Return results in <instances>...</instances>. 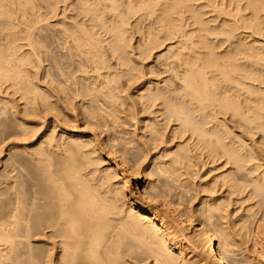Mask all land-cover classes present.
I'll list each match as a JSON object with an SVG mask.
<instances>
[{"label": "bare ground", "instance_id": "obj_1", "mask_svg": "<svg viewBox=\"0 0 264 264\" xmlns=\"http://www.w3.org/2000/svg\"><path fill=\"white\" fill-rule=\"evenodd\" d=\"M27 1H30V0H27ZM45 1H43V2H45ZM121 1L119 0L120 3H121ZM123 1H125L126 5H127V8L125 7V9H127L131 12V14H130V12L128 11L130 15H132V14L134 15V13L135 14L137 13L136 15H138V13H140V14L142 13L141 15H138V16L139 17L141 16V18H142V16L145 17V15H147L148 17L146 16V18H149L150 20L153 18H150L149 16L154 17V20L152 22L147 20L148 22H150L147 24V27H148L147 28L146 27L147 22L141 21L140 20L141 18L138 19L139 17L134 15V16H136L137 20H139V22L140 21L142 23L144 22V24H145L144 27H146V29H147L146 34L148 36H151L153 34L152 32L158 28L163 30V34L160 37L158 36L160 34L156 35L157 31L156 32L154 31L155 34H153L156 37L155 36L148 37L145 35V32H143L145 30V28L144 27L142 29L139 28L142 26V23L140 22L141 26H139V25H137L138 22H135L136 28L140 29L137 31L142 34V35L140 34L142 36L140 38V41H142L143 45H144L143 46L142 42H141V46L143 47V49H142V47H141L142 50L140 49L141 51L138 49L139 50V53H138L139 56H144V58L141 59V57H139L137 55V57L140 58V60H139V58H138V60L143 61V59H146L145 57H148V59H149V57L151 56V54L153 52H157L156 50L160 46L165 44L163 47L165 49V50H163L164 52L159 54V55L157 54V55L160 56L159 58H162L164 60V61L162 60L163 61L162 64L166 68L161 69L163 71V74H164V72H168L169 74L171 73V76L173 75V77H170V78H172V81H169L166 84L165 83L166 80H165V82L162 80V82L165 83L164 86L161 85L162 87H157V85H156V87H157L156 90H154V88H153V90L152 89L149 90L147 88L150 83L147 84L146 88L144 85V88L146 90L148 89V91L144 92V90H143V92L145 94L140 92V95H141V93L143 94V95H141L143 97V101H141V103H143V104L146 103V104H149V106L154 107V105L156 104V101L159 100L158 102H161L164 105H167V107H169V111L163 112V113H167V114L165 115L162 113L163 114L162 115L160 113L161 118H162V116H166V119L164 120L162 118L163 119L162 121H164V122L169 121L170 122V120L173 119L174 122H176L175 124L178 127L175 130L176 134L178 132L177 135H175L174 128H173L172 131L174 132V135L179 136L180 137V138L178 137L179 139H181V138L183 139V137H184V140L188 139L187 140L188 142L192 141V143H190V144H192L191 146H194V148H195V149L194 148L193 149L192 148L187 149L189 147V145L187 147L186 142L184 140H183V142H185V145L184 144L182 145V147H184V148H181L179 146L182 144V143L180 144V142H181L180 141L178 143V146L181 149L176 148L177 150L179 149L180 151L178 153H176L177 156L174 155L175 153L173 154L174 155L173 157L176 158V160L179 159V163L175 162V159L172 157V152H173L172 151L170 153H171V157H172L171 159H173V160L172 161H171V159H169V160L171 162L174 161L175 163H173V164L174 165L177 164V165H176V167H174L171 164V162H170V164L174 168H177V166L180 164L181 166L179 165V168H180L179 170L184 169L186 171L187 169H185V166H187V164L190 163V165L192 166L195 164V162H197L196 160L199 159V157H198V159H196L194 157L196 155L195 154L196 151L194 152L193 150H197V151L199 150L200 152H199L198 156L204 155V159L206 157V160L208 159V161H209L208 164H206V165L212 164L213 169L219 168V169H215V171L221 170V172L219 174L216 172L219 175L218 177L214 176L215 177L214 179L211 177L212 181H211V179H207V180H210L211 182L209 181L210 183L209 184L206 183L207 185H205L207 188L205 190L210 191V193H208L209 191L207 192V195L210 194V198H208L209 199L208 205H205V206H207L205 211L204 212L201 211L205 215L202 214L203 216L202 215L201 216H202V218H204V220H207L208 223L210 222L209 223L210 227L205 226L204 223H202L201 221L200 222L197 221L198 223H195L192 216L194 217V215L196 216L198 213L194 214L195 213L194 212L193 215L191 214L192 215L191 216L190 213H192V212H188L189 214H187L185 209H184V211H185L184 212L181 209V207L180 208L178 207V203H179V202H177V201H179V198H177V196H179L178 194L176 196L177 199L175 198L176 201L170 196L174 200V202L173 201L171 202V201H169V199L168 200L166 199L167 197H165L164 192L167 195V193L169 192V188L171 187V185H170V187H169V185H168V187L166 185H167L169 179L173 180V178H175V177H176L175 179H177V177L179 179V176L182 175V173H180L179 170H176V169L169 166L170 169L171 168L173 169L172 170L173 173L170 171L168 174L170 175L172 173L175 176L173 175L174 177L171 178L172 176L170 177L169 175H167L168 177H170L168 179L167 176L166 177L163 176V175L167 174V171H169V170L166 171L163 169L164 165L166 166L168 163L165 164L163 162L164 165L161 166V164H162L161 163L160 165H157V166H161V168L163 169V170H161V173L164 171L163 173H165V174L161 175V173H160V175H159L160 167L159 168L157 167L158 169L156 168L157 169L156 171L159 170L156 173L160 176L159 178H161V177L165 178V179H163V180H165V182L162 180L163 183L159 181V184H157L158 181L155 178L156 181H154V182H157V183L151 182V184L149 185V184H145V182H144L145 180L144 181L140 180V178H139L140 172L138 171L139 166H140L138 164H140L139 163L140 161L138 162V160H141V162L143 163V160L145 159L144 157L147 156L146 154L149 151V150L148 151L146 150L147 151V152L145 151L146 153L143 152L145 148L142 147V145H144L146 142V141L145 142L142 141L143 138L140 142L141 144H142V142L144 143L141 145L143 151L140 149L141 147L137 148L136 144H135V146H136L138 151L140 150L143 153H145L144 157L141 155L142 154L141 152L138 153L139 155L137 153L135 155L136 151H134L130 147V145H129V147L134 151V154H131L132 156L130 154L128 155V153H130V152H128L130 149L128 147L126 148V143L123 142L124 139H122L123 138L122 137L121 139H122V142L124 144L121 145L122 146L121 152L122 151L123 152L120 153L119 160L118 159L116 160V157H117L116 154H115L116 157H113V155H112L113 150L110 149L114 146V145H112L113 140H110V136L101 137L100 136L101 134L99 135V133L94 131L95 128L83 129L85 126L83 123L88 122V124H90L89 123L90 120L88 119L90 114H91L90 116L92 118H95V117L99 118V116H101V114L94 116V115H92V113H90V114L88 113V117H87L86 114L83 112L84 109L81 110V108H80V110H81L80 111L79 108L76 107L77 104H79L78 102H75V103H77L76 106H75V103H74V105L72 104L70 106L72 109L71 110L69 109L68 105L73 103V99L75 98L74 96L77 95V98H78L80 87H78L77 89H74L75 90L74 94L71 91H70L71 93L69 91L63 92L62 86H61L62 89L60 87L59 90L53 89V88H52L53 90L47 89L48 87L46 86L47 87L46 89L48 90L46 92V90H44L45 87L44 88L41 87L43 89V90H41V88L39 89V86H40L39 84H38L39 85L38 86V85H36L35 82L34 83L31 82L32 77H31V80H29L30 75L25 74L26 76L25 75L23 76L22 74H24L25 72L21 74L22 69H24L23 63L25 62L24 61L22 63V60L24 59V60L28 61V59H26V57L23 58V56H25V55L27 56V53L22 52L23 53V56H22V54H20V53L18 54L17 52L20 48H22L23 45H25V46L27 45V46H29L28 48H31V49L33 48V44H34V41L32 40L33 39V37H32L33 32L31 33L32 34L31 35L28 30L27 31L24 30L25 32L21 33L22 34L21 37H16L15 33H13V32H16L15 30L12 32L13 34L10 33L12 30L11 31H4V29H3L4 27H6L7 30L9 28L11 29V27H12V29H15V28H13V26L14 27L16 26L15 25L16 23L13 22L15 19L13 20V17H11L12 16L11 14H14V16H15V13H11V11L9 10L11 8L7 9V7H5V5H4L5 3L2 0H0V26H3V28L0 27V39H1V41H2V39H4L2 42L0 41V84L3 85L6 82H10L11 84L10 83L9 84L11 86L13 85L16 87V85H17V87H18L20 85L19 87L21 88L22 91H24V93H26V91H27L25 88L27 87V89H28V87L30 86L29 84L33 83V85L34 84L36 85V86H34L35 87L34 90H32L30 88V89H28V91L29 90H31V91H29V92L27 91V94H29V96L32 94L31 95L32 97L34 95L35 98L33 97L32 99L36 100V101H33L32 99H29L30 101L32 100L31 101L32 103L29 101L31 103V107H32L33 102H35L34 103L35 105H33L34 106L33 109H35V110L30 109V112L33 111L34 114L29 113L33 117V118L31 117L32 118L31 124L33 127L29 126V128L32 127L33 129L30 128L32 132L29 129L26 133V135H29L30 137H28V136L25 137V132H26L25 126H26V124L24 125L23 123H21V126L24 125L22 128L21 126H18L16 123L13 122L14 124L17 125V126L15 125L16 126L15 129H17L19 127H21V129H22L21 130L19 128V130H21L20 134L24 135L21 140L25 141L28 138V141L30 140V142H32V144L34 146V147L30 146L33 150L32 151L30 150V153L28 152V154L30 156L29 161H30V166H31V173H30L31 175L29 174L30 175V178H29L30 182H28V180H26V181H27L29 187L26 185L27 184L26 181L21 179V178L20 179L22 181H25V183L23 184L24 187L26 185V187H28V188L22 187L23 182H19V184H16L17 181L14 180L15 181L14 182L13 178H11V179H12L13 183L16 184V186L9 187L10 186L9 181L7 182L8 184L4 183L5 186L3 187V189L1 190V193H0V195L2 194V196H4L2 201H1V205H0V219H1L0 220V246L3 248L4 247L3 245H5V248L7 247L10 249V250L8 249V251L11 252L9 254L12 256V254L14 253L13 256L16 257V252H18L17 250H20V249H18L19 246H21V245L23 246V243L24 244L28 243L27 247H29V248L27 249V251H29L28 252L29 254L28 255L26 254L27 251L25 252L24 250L23 251L20 250V252L17 253V255L20 256V253L25 252L24 254H26L27 256L24 255L23 253H22V256H25L24 258H26L27 260L21 256L19 258L24 259L23 260L24 263H25V260L28 261L30 258L34 259L31 261L32 262L34 261L33 263H35V264H205L203 261L204 259L209 260L210 263H208V264H264V0H207V5L204 8H208V6L210 8L208 10L206 9L207 11L210 12V14L208 13L209 14L208 16H210V18L208 17L206 19H210L209 21L211 24L209 23L210 25L207 26L208 20L206 21L204 19V21H206V23L204 24V27H202V26L198 27L197 26L196 28L194 27V25H198V24L202 25L203 21L199 20V19H201L202 15H199V13H197L198 10L196 11V9H198L196 7L199 5H197L195 7L196 9H194V8H193L194 10L192 9V7H194V6H192V3H191L192 0H123ZM196 1H198V0H196ZM2 2L4 4H2ZM10 2L13 3L14 0L13 1L11 0ZM16 2H18V0ZM16 2H15V4H17ZM57 2H58V0H57ZM83 2L84 3H82V5H80V6H83L81 11H83L86 14V18L88 16L89 19L87 21L89 22V24L87 23L86 19H85V21H83L84 20L83 16H82L83 12L81 13V11H79V13L82 16L83 22L81 21V23L77 27L74 26V28H76V29L73 28L74 30L72 29L71 31L68 29L67 26H66L67 28H65V29L63 27V29H64L63 33H64V37L66 36L65 34H67L66 37H68V38L65 37L66 42H67V39H69V41L71 39L72 43L75 44V45H73V47L76 46L77 47L76 49H78L79 46L81 47V45L83 47V44L85 47V44H86V46H88V47H85V48L86 49L88 48V49H87V51L86 50L85 51L89 53L90 51L97 50L101 47L98 44V41H100L102 39H100V40L98 39L99 37H98V35H96V33H95V31H93V29L97 26L104 27L106 25L105 19L108 20L105 17L109 15L110 11L112 10L111 12H114L118 8H119V10L120 9L123 10L124 9V3L120 4V5H122V8H120V7L116 6V5H119V4H117L118 0L117 1L116 0H94L92 2H90L89 0H83ZM193 2H194V0H193ZM202 2H203V0H202ZM25 3L24 4L20 3V4L22 6V4L25 5ZM45 3H47V2H45ZM32 5H34V4H32ZM55 5H56V3H55ZM25 6H27V5H25ZM49 6H47V7H49ZM160 6H161V8H160ZM203 6H204V4H203ZM27 7L29 8V5ZM200 8H202V7H200ZM19 9H20V7H19ZM31 9L34 10L33 8H31ZM51 9L53 10V7ZM16 10H17V8H16ZM106 10H107L106 14H108V15H106L104 12ZM122 10H120L118 13H113V14H115V15H113L114 16L113 20L108 16L109 20L110 19L112 20V22H109V23H112V25L110 26L107 24L109 27H107V25L105 27H106V29H108V31L109 30L111 31L110 34L109 33L108 34L111 35L110 38H112V39H111V42H108V45H110L111 43L112 44L110 46L107 45L113 51V53L111 52L112 54L111 53L110 54L114 55L117 58H120V60H119L120 65L126 66L127 64H129L126 62L130 61V59L127 57H125V59H124L123 55H124V53H126V52H124V50L128 49V48H126V46L128 45V43H126V42L129 41L130 39L126 40V42H125L124 37H126V36L124 34L127 33L126 32L127 28L125 26H127L128 25L127 23L129 22V20H125V19L129 15L127 14L128 12H126L125 10H123V12H121ZM158 11L160 12V14H158ZM187 11H190V12L192 11V15L189 14L188 16L187 15L185 16V12H187ZM12 12H14V11H12ZM54 12H55V10H54ZM173 13H175V14H173ZM183 13H184V16L182 15ZM26 14H28V13H26ZM80 14H79V16H80ZM143 14H145V15H143ZM153 14H155V16ZM176 14H179L178 17L180 15H182V16L180 18H178L176 16H173L175 18L171 17L172 15H176ZM200 14H201V12H200ZM124 15H125V18H124ZM198 15L201 17H199ZM28 16H29V14L27 15V17ZM110 16H112V13ZM113 16H112V18H113ZM51 18H52V16H51ZM77 18H78V16H77ZM79 18H78V20H79ZM84 18H85V15H84ZM39 20L42 21L41 19H39ZM170 20H173V21L179 20L181 22L178 21V25H177V22L175 21L176 22L175 24L177 26H175L174 22L171 23V25H169ZM17 21L18 20H16L15 22H17ZM27 21H28V19H27ZM155 22H157V23H155ZM17 23H19V22H17ZM107 23H108V21H107ZM26 24H28V22ZM33 24L35 25V23H33ZM154 24L156 25V29L153 28L154 30L149 35L150 32H148V30L151 31L150 27H153V26L155 27ZM157 24H158V26H157ZM88 25L90 27H88ZM172 25H173V27H172ZM22 26H23V24H22ZM26 26H28V25H26ZM61 26H63V24ZM174 26H175V28H174ZM191 26L194 27L196 30L192 29ZM205 26H207V27H205ZM31 27H32V25H31ZM130 27L128 26L129 29H130ZM187 27H189L188 30H186ZM71 28L72 27H70V29ZM26 29H27V27H26ZM36 29L37 28H35V30ZM129 29H128V32H129ZM102 30L104 33L105 30L104 29H102ZM193 30L196 31V34L198 31V34L194 35ZM30 31H31V29H30ZM69 31H70V33H69ZM132 31H134V30H132ZM158 31L161 32V30H159V29H158ZM200 31L206 33L203 36L204 39L202 38L201 35L199 36L200 38H202V40H205V41L201 42V39L199 40L198 35L201 34ZM4 32H5V34H4ZM97 33H98V31H97ZM204 33H202V35ZM144 35H145V37H144ZM35 36H37V35H35ZM45 36H43L44 39H45ZM128 36H129V34H128ZM194 36L198 38L199 42L202 45H200V43H195V42H198V40L195 41L194 39H192ZM64 37L62 36V38H64ZM143 37H144V41H143ZM57 38H60V36H57ZM62 38H61V40H62ZM127 38H129V37H127ZM19 39H22L24 42L21 44L17 43L18 45L14 44L15 43L14 40L19 41ZM50 39H51V37H50ZM56 39H55V41H57ZM64 39H63V42H65ZM22 40H20V41L22 42ZM37 40L39 41V39H37ZM103 40H105V39H103ZM69 41H68V44L70 43ZM63 42H62V44H63ZM55 43H57V42H55ZM38 44H39V42H38ZM58 44H60V43L58 42ZM58 44H57V46H58ZM125 44H127V45H125ZM196 44H199L200 46L197 45V47H196ZM42 45L40 44V46H42ZM59 46H62V45H59ZM69 46H71V45H69ZM97 46L98 47L100 46V47L98 48ZM105 46H106V44H105ZM133 46H134V44H133ZM48 47L45 46L44 48L46 49ZM67 47H68V45H67ZM84 47H83V49H84ZM96 47H97V49H96ZM127 47H129V46H127ZM23 48H24V46H23ZM138 48H140V46ZM196 48L197 49L200 48V49L197 50ZM31 49H28V50H31ZM37 49H39V46L37 47ZM43 49H41V50H43ZM45 49H44V51H45ZM56 49H59V47ZM83 49H79V50H81L80 52H82ZM89 49H90V51H89ZM202 49H203V51L204 50L205 51L203 52ZM28 50H27V52L28 53L32 52L33 55L36 52V51L33 52L34 51L33 49H32L33 51L32 50L28 51ZM108 50H110V49H108ZM182 50L183 51L185 50V51L182 52ZM46 51H47V49H46ZM50 51L52 52V50H50ZM75 51H77V50H75ZM75 51L73 50V52H75ZM80 52H79V54H80ZM94 52H96V51H94ZM108 52H110V51H108ZM24 53H26V54L24 55ZM36 53H35V55H36ZM45 53H44V55H45ZM52 53H51V55H52ZM96 53H93L94 56H96L95 55ZM103 53H102V55L105 54V53L104 54ZM122 53H123V55H122ZM128 53H129V51H128ZM69 54H67V55H69ZM99 54H100V52H99ZM37 55H38V53H37ZM41 55L37 56V57L40 59ZM36 56H35V59L37 58ZM30 57H29V59H30ZM62 57L63 56H61L60 58H62ZM96 57H94V58H96ZM48 58H49V56H48ZM98 58H97V61H98ZM103 58H104V56H103ZM31 59L29 61H31ZM39 59H37V60H39ZM51 59H52V57H51ZM105 59H108V58H105ZM64 60L65 59H63V61ZM69 60L71 61V57ZM156 60H155V62H157ZM60 61H61V59H60ZM85 61H86V58H85ZM144 61H146V60H144ZM54 62L56 63V61H54ZM101 62L100 63L96 62L99 64V65L97 64L98 67H97V65H94V66L91 65L92 66L91 69L94 70V72H96V71L98 72L99 67H100V69H103V66L105 65L104 62H106V61H104L102 63ZM115 62H117V61L115 60ZM31 63H33V62L31 61ZM26 64H28V63H26ZM33 64L35 65V63H33ZM33 64H31V65H33ZM36 64H37V62H36ZM130 64H131V62H130ZM83 65H84V67H87V66H85V64H83ZM100 65H102V66H100ZM118 65L119 64H116V66H118ZM137 65H139V64H137ZM65 66H67V65H64L62 67H65ZM128 66L129 65H127V67ZM164 66H161V67H164ZM104 67L107 68V66H104ZM129 67H131V66H129ZM58 68H60V67H58ZM58 68H57V72L61 70V68H60V70ZM69 68H70V66H69ZM77 68H79V67H76V69ZM80 68H82V67H80ZM97 68H98V70H95ZM49 69L51 70V67ZM66 69H68V66ZM125 69H126V67H125ZM149 69H150V67H149ZM25 70H26V68H25ZM45 70H47V69H45ZM73 70L74 69L72 68V71ZM114 70H116V69H114ZM130 70H131V68H130ZM136 70L137 69L135 68V71ZM75 71H77V70H75ZM78 71H77V73H78ZM103 71H104V69H103ZM116 71H119V70L117 69ZM120 71H121V69H120ZM125 71L127 72L128 70H125ZM125 71L122 70V72H125ZM145 71H147V70H145ZM32 72H34V71H32ZM61 72H63V71H60V74H61ZM152 72H153V70H152ZM155 72L156 71H154L153 73L156 75ZM26 73H28V72H26ZM65 73H66V71H65ZM80 73H81V71H80ZM153 73L152 74L150 73V74L153 75ZM159 73H161V72H159ZM159 73H157V75ZM90 74H91V72H90ZM95 74H97V73H95ZM103 74H104V72H103ZM126 74H125V76H126ZM51 75L49 78H51ZM65 75L62 74L60 76H65ZM70 75H72V74H70ZM100 75L101 74H99L97 77L100 78L102 76V75L101 76ZM138 75H140V74H138ZM155 75H153V76H155ZM52 76H53L52 78H54V75H52ZM125 76H123V74H122L121 77H125ZM147 76H149V73ZM34 77H35V75H34ZM68 77H69V75H68ZM128 77H130V76H128ZM131 77H132V75H131ZM133 77H136V76H133ZM144 77L145 76H143V78ZM91 78H92V76H91ZM153 78H155V77H153ZM170 78H169V80H171ZM33 80H34V78H33ZM44 80H45V78H44ZM66 80H69V79H66ZM70 80H71V78H70ZM111 80L109 81L107 78V81L109 83H111ZM130 80L132 81V79H130ZM52 81H54V80L52 79ZM55 81H57V80H55ZM97 81H99V80H97ZM73 82H75V80ZM73 82H71V83L73 84ZM80 82L81 81H79V83ZM103 82H105V81H103V80H102V82L99 81V83H101V86H103V84H102ZM106 82H105V84H106ZM25 83H27V84L25 85ZM47 83L50 84L49 80L47 81ZM58 83H60V82H58ZM58 83L56 82V85ZM113 83H116V82H113ZM127 83L128 82H126V84ZM131 83L133 84V82H131ZM68 84L71 86L70 83H68ZM44 85H46V84H44ZM61 85H62V83H61ZM77 85H79V84H77ZM49 86H52V85H49ZM79 86H81V85H79ZM93 86H89V87H93ZM99 86L100 85H98V87ZM107 86H108V84H107ZM107 86L104 85V87H103L104 89H102V91L105 90L104 93L102 92L104 100L108 99L109 101H111V100L113 101V100H115L113 91L110 88L107 89ZM110 86L112 87V85H110ZM130 86H131V84H130ZM22 87L23 88L25 87L24 90ZM34 87H32V88H34ZM71 87H69V88H71ZM98 87H97V89H98ZM83 88H85V87H83ZM115 88H117V87H115ZM115 88H113V90ZM149 88H150V86H149ZM60 90H62V91H60ZM140 90H142V89L140 88ZM13 91H12V93H13ZM17 91H20V89L18 88ZM32 91H34V93ZM95 91L98 92L99 90L97 91L95 89ZM95 91H92V88H91L89 94H91L92 92H95ZM118 92H119V90H118ZM46 93H47V95H46ZM81 93L82 92L80 91V94ZM3 94H5V96H8V95H6V92L5 93L3 92ZM17 94H18V92H17ZM80 94H79V96H80ZM89 94H85V95L89 96ZM119 94H120V92H119ZM21 95H24L23 92ZM85 95L83 94V96H82V94H81V96L83 98H85V99H83V101L85 100V102H87L89 105H90V102H98V100H99L98 97H100L99 93H98L99 96L97 95V93L96 94L93 93L92 97H91V95L89 96L90 98L88 96H86L87 98L84 97ZM9 96H11V95H9ZM29 96H28V98H29ZM31 96H30V98H31ZM82 97H81V99H82ZM115 97H116V95H115ZM12 98H13V96H12ZM51 98H53V99L51 100ZM77 98H75V99H77ZM127 98H125V99H127ZM6 99H8V98H6ZM6 99H4V100H6ZM9 99H11V97ZM19 99L17 101H19ZM22 100H24V99H22ZM0 101H1L0 105L2 104V102L4 104L8 103L7 101H5V102L3 100H0ZM14 101H16V99H14ZM26 101H25V103L24 102L23 103L26 104ZM79 101H81V100H79ZM106 101L107 100H105V103H106ZM109 101H107V102L109 103ZM29 102L27 105H30ZM132 102H133V100H132ZM10 103H11V101H10ZM15 103H17V102H15ZM113 103H114V101H113ZM113 103H112V105H113ZM120 103H119V105H120ZM123 103H125V102H123ZM1 106L4 107L1 110H3V112H5V108L8 107L9 105L7 104V106H6V105L2 104ZM22 106H25V105H22ZM91 106H93V105H90L89 108L85 107V106L84 107L90 109V111L92 110V112L99 114L100 107H94L93 106L94 107L93 108ZM103 106H105V105H102V107ZM116 106H118V105H116ZM128 106L129 105H127V107ZM132 106H135V104ZM145 106L146 105H144V107ZM156 106H157V104H156ZM102 107H101V109H102ZM26 108H27V106H26ZM140 108L142 109V107H140ZM163 108H162V111H163ZM23 109H25V107ZM129 109H130V106H129ZM157 109H158V106H157ZM7 110H6V112H8ZM11 110H12V106H11ZM20 110H21V108H20ZM28 110H29V108H28ZM103 110H105V109H103ZM133 110H134V108H133ZM22 111H21V113H22ZM123 111L124 110L121 111L122 115H123V113H125ZM135 111H134V113H135ZM151 111H152V109H151ZM159 111H160V108H159ZM6 112H5V114H7ZM23 112H26V111H23ZM68 112H71V113H68ZM85 112L87 113L88 111H85ZM101 112H102V110H101ZM103 112H104L105 116H111L112 117L110 111L108 112L110 114L106 113L107 115L105 114V111H103ZM13 113H14V111H13ZM95 113H93V114H95ZM151 113H153V111ZM15 114L18 115V113H15ZM125 114L127 116V113H125ZM160 114H158V115H160ZM23 117H24V115H23ZM129 117H130V115H129ZM3 118L4 117L2 114V119ZM12 118H14V117H12ZM26 118H29V117H26ZM102 118L104 119L103 115H102ZM157 119H159V118H157ZM96 120H93V121H96ZM105 120H106V118H105ZM111 120H112V118H111ZM4 121L6 122V120H4ZM16 121H17V119H16ZM144 121H146V120H144ZM162 121H161V123H162ZM99 122L100 121L97 120L95 123L96 124L98 123L100 126ZM164 122H163V125H164ZM0 123H2V122H0ZM146 123L148 124V122H146ZM157 123L160 126V123L159 122H157ZM81 124H83V126H81ZM88 124H86V125L88 126ZM96 124L93 123V125L92 126L90 125V127H94V125L97 126ZM102 124L105 125L104 123H102ZM115 125H117V124H115ZM122 125H124V124L122 123ZM149 125H148V127L153 126V125L152 126L151 125L149 126ZM167 125L168 124H166V126ZM87 126H85V127H87ZM105 126H103V127H105ZM4 127L9 128V126H7V125H5ZM165 127H163V128H165ZM117 128H118V126H117ZM145 128H146V126L143 129H145ZM0 129H1V127H0ZM11 129H12V127H11ZM27 129H28V127H27ZM106 129H107V127H106ZM125 129H127V128H125ZM101 130H103V129H101ZM10 131H9V133H10ZM141 131H143V130H141ZM7 132H5V130H4V134ZM17 132H18V130H17ZM28 132H30V133L28 134ZM158 132L159 131L156 132V127H155V129L153 128V131L151 130L149 133L147 131L148 134H150V133L152 134V135H149L151 137L148 136L150 138V140L153 139V141L155 140L157 142L158 137L156 138V136H158V134H157ZM112 133H111V135H112ZM127 133H128V131H127ZM154 133H156L155 136L153 135ZM135 134H137V133H135ZM170 134H171V132H170ZM127 135H129V133ZM10 136H8V137L10 138ZM14 136L16 137L15 134H14ZM19 136H17V137H19ZM123 136H126V135L124 134ZM159 136H161V135H159ZM162 136H164V135L162 134ZM167 136H168V134H167ZM20 137L17 139L19 140ZM118 138L120 139V137H118ZM15 139L16 138H14V140ZM6 140L3 141V144H2L3 146H4V142H6ZM108 140L111 141L110 143H112L111 144L112 146L109 144V142L107 143ZM138 140H137V142H138ZM126 142H128V140ZM130 142H132V141L130 140ZM149 142L150 141H148V143ZM158 142L161 145L160 140H158ZM158 142H157V144H158ZM188 142H187V144H188ZM114 143H116V142L114 141ZM117 143L120 144V142H117ZM127 144H129V143H127ZM29 145L30 144H28V149L25 148L26 151L29 150ZM131 146H132V144H131ZM138 146H140V145H138ZM146 146H148V145H146ZM185 146L187 147L186 149H185ZM21 148H24V144H23V146L21 145ZM136 148H135V150H136ZM154 148L156 149V147H154ZM154 148H152V149H154ZM12 149H14V148H12ZM15 150H16V148H15ZM22 150H24V149H21V151ZM25 150L23 151L24 153H25ZM1 152H0V154H1ZM115 152H116V150H115ZM175 152H177V151H175ZM188 152H190V154ZM193 152L195 154L194 156H193ZM167 153H169V152H167ZM104 154H105V156L108 155V157L111 154L112 155L111 158L114 160L112 161V163H107V165H104L105 168L100 169L102 166L100 168H98V164L104 160V158H103ZM140 155L143 158L139 157V158H141V159H139L138 156H140ZM196 157H197V155H196ZM165 158L166 157H164V158L162 157L161 161H163ZM193 158H194L195 162H192ZM167 160H168V158H167ZM167 160H165V162ZM198 161H200V160H198ZM144 162H145V160H144ZM191 163H193V164H191ZM10 164H12V163H10ZM154 164H155V162H154ZM197 164H198V162H197ZM191 166H189V167H191ZM189 167L187 166L186 168H189ZM200 167L202 168V164ZM16 168H11V169L15 170ZM124 168H125V170H124ZM165 168L167 169L168 167L166 166ZM19 170H20V168H19ZM22 170L23 169H21V171ZM149 170H148V172H149ZM185 171L183 174L186 175L187 171L186 172ZM192 171H193V169H192ZM210 171H211V169H210ZM178 172L180 175L177 176L176 174H178ZM17 173H15V174L17 175ZM27 173H28V171H27ZM143 174H145V173H143ZM7 175H8V172H7ZM145 175H143V178L147 177V175L146 176ZM196 175H198V174H196ZM5 176L6 175L4 174V180L6 179L5 180V182H6L7 179L9 180L10 175L8 176V178L7 177L5 178ZM23 176H24V174H23ZM155 176L156 175H154V177ZM186 176H188V175H186ZM156 177H158V176H156ZM149 178H152V174H150V173H149V176L147 177V179H149ZM188 178H189V176H188ZM175 179H174V181H175ZM192 179H193V177H192ZM202 179L204 180L205 178H202ZM158 180H160V179H158ZM177 180H176V182L179 183L180 179L178 181ZM1 181L2 180H0V182ZM150 181H151V179H150ZM182 181H183V179L181 178L180 185L182 184ZM176 182L172 183V184L175 185ZM115 183H117V185ZM183 183H185V182H183ZM193 183L194 182H192V187L195 188V184H193ZM201 183L203 185V181ZM11 185H13V184H11ZM180 185L177 184V186L179 188H181ZM185 185L182 184V188H186V187L188 188V186L191 187V185H186V187H185ZM197 185L198 184H196V186ZM165 186L168 188V189L166 188L168 192L164 191ZM198 186H199V188L201 187L200 185H198ZM205 186L204 187L202 186V187L205 188ZM12 187L13 188L15 187L13 191H12V189H13ZM175 187H176V185H175ZM178 187H176V188H178ZM197 188L198 187H196V189ZM215 188H218L217 190L219 192H221V193H219L216 190L217 191L216 193H219V196H215L216 195ZM8 190L12 191L11 195H9L10 193H8ZM183 190L185 191V189H183ZM183 190H181V193ZM194 190L195 189H193V191ZM203 190L201 192L203 194H204V192L206 193V191L205 190L203 191ZM185 193H186V191H185ZM196 195H197V192H196ZM157 196H158V198H157ZM159 196H163L165 199L163 197H159ZM204 196L202 198L206 197L205 199H207L208 196H205V197ZM1 198L2 197H0V199ZM159 198H161V199H159ZM180 198H182V197H180ZM199 198L201 199V197H199ZM183 199H184V197H183ZM120 200L122 201L121 203H120ZM234 200H235V202H234ZM237 200H242L245 204L247 202L249 203V204H246L249 207L244 204L245 208H247V209H245L246 211H244V208H242L243 203H240V204H242L241 208L243 209V212H246L245 214L242 211L241 212L243 214H241L239 211L240 208H237V210L239 209L238 210L239 213H238V215H236V214L234 215L232 210H234L235 208L232 210L229 208L230 204L232 205V203L240 202V201L236 202ZM203 201H204V199H201L202 203L205 202V201L204 202ZM176 202H177V205H176ZM189 202L190 201H188V205H189ZM202 203H200L201 204L200 207L202 205L206 204L207 202H205L204 204H202ZM124 204H125V206H124ZM234 207H236V206H234ZM182 208H183V206H182ZM193 208H195V207H193ZM201 208H203V207H201ZM187 209H189V206H188V208H186V210ZM191 210L192 209H189L188 211H191ZM201 212L199 211L200 214H201ZM234 212H235V210H234ZM197 216H199V215H197ZM198 220H200V217L198 218ZM188 231H189L190 235L185 233V232L188 233ZM185 236H188L187 238H190V239L187 240V238ZM189 236H191V237H189ZM183 240H185V241H183ZM28 241H31V242H28ZM188 245L193 246V249H190V252H191V253L189 252L190 255L193 252L196 253V255H193L195 257V258L193 257L194 261H192V259L190 260L189 259L190 257L188 256L189 257L188 258L186 253H185V250L187 249V247L190 248ZM22 246L20 248L21 249L25 248V250H26L27 247H25V246L22 247ZM197 246L198 247L202 246L201 250H200V251L203 250L202 254H200V253L197 254L198 253V252H196L197 250L195 251V249L198 248ZM13 248H16V249H14V251H16V252L12 251ZM29 249L32 251L33 255L30 254ZM1 250H4V248ZM1 252H3V251H1ZM5 252H7V249L2 254L0 253V264H3L4 261L5 262H7V260L9 261L8 252L7 253H5ZM28 256H29V258H27ZM2 257H3V259H2ZM4 257L7 258V260H5ZM17 258H18V256H17ZM19 261H21V260H19ZM31 261H29L30 264H33V263H31ZM10 263L11 262H9V264ZM21 263H22V261H21ZM12 264H14V263H12ZM16 264H19V263L17 262ZM26 264H29V263H26Z\"/></svg>", "mask_w": 264, "mask_h": 264}, {"label": "rangeland", "instance_id": "obj_2", "mask_svg": "<svg viewBox=\"0 0 264 264\" xmlns=\"http://www.w3.org/2000/svg\"><path fill=\"white\" fill-rule=\"evenodd\" d=\"M3 2H2V4H4L5 5V7H7V9H9V8H11V9H9L10 11H11V13H15V16H14V14H11L12 16L11 17H13V22L14 23H16L15 25V27L13 26V28H15V29H12V27H11V29L9 28L8 30H7V28L6 27H4L3 28V26H0V27H2L3 29H4V31H11L10 33H12L14 30L16 31V32H13V33H15V35H16V37H21L22 36V32L24 33L25 31L24 30H28L29 32H30V34L32 33L33 34V41H34V44H33V50L31 49V48H28L29 46H25V45H23L24 46V48H23V46H22V48H20L19 50H18V54L20 53V54H22V56H23V53L22 52H26L27 53V56L25 55L26 53H24V55L25 56H23V58H25L26 57V59H28V61H26V60H22V63L25 61L26 63H28V64H26L25 62L23 63V66H24V69H22V71H21V74L22 73H24V74H22L23 76L26 74V75H30V78H29V80H31V77H32V81L31 82H35L36 83V85H38L39 86V89L42 87V88H44L45 87V89L44 90H46V92L48 91L47 89H51V90H53V89H60V87L62 86L63 87V92H72L73 94H74V92H75V90L74 89H77L78 87H80L79 89V94H80V91L82 92L81 94H82V96H83V94L85 95V94H89L90 93V90H91V88H92V91H95V89L98 91V92H92L91 94H89V96L91 95V97H92V94L93 93H97V95H98V93H99V95H100V97H98V102H90V105H93L94 107H100V109H101V107H102V105H105V106H103L102 107V112H101V110L99 109V114L98 113H95V112H92V110L90 111V109H88L89 108V104L87 103V102H85V100L83 101V99H85V98H83L82 96H81V94H80V96H79V94H78V98H77V95H73L75 98H77V99H73V103H71L70 105H68L69 106V109L71 110L72 108L70 107L72 104L74 105V103L75 102H78L79 104H77V103H75V106H76V104H77V108H79V110H80V108H81V110H83V112L86 114V116L88 117V113L90 114V113H92V115H94V116H97V115H100L101 114V116H99V118H97V117H95V118H92L90 115H89V123L90 124H88V122L87 123H83L85 126H87L86 124H88V126L87 127H85L84 126V128L83 129H90V128H95L94 129V131L95 132H97V133H99V135L101 136V137H107V136H110V140H113L112 141V143H110L111 141H107V143L109 142V144L111 145H114L112 148H110L111 150H113L111 153H112V155H113V157H116V160L118 159L119 160V155H120V153H122L121 152V145H123L124 143H126V148L128 147L130 150L128 151V152H130V153H128V155L130 154H134V151H136L135 152V155H136V153L138 154L139 152H141L142 154V156L144 157V154L147 152V156L146 157H144L145 159V162H144V160H143V163L141 162V160H138V162L140 163V164H138V165H140L139 166V169H138V171L140 172H138L139 173V178H140V180H142V181H144L145 182V184H151V182L153 183L154 181H156V179H157V181H158V183L157 182H154V183H157V184H159V181L160 182H162V180L163 179H165V178H163V177H161V178H159L160 176V173H161V170H169V171H167V174H165V173H161V175H163V174H165V175H163L164 177H166L167 175H169L168 173L171 171L172 172V168H174V167H176V165L177 164H173V163H175V162H178L179 163V159L178 160H176V158H174L173 156L174 155H176L177 156V154L176 153H178L180 150L179 149H181V148H184V147H182V145L184 144L185 145V142H186V145H187V147H188V145H189V147L187 148L186 146H185V149L187 148V149H193L194 148V146H191L192 144H190V143H192V141H190V142H188L187 140L188 139H186V140H184V137H183V139L181 140V139H179L180 137L179 136H175V135H177L178 134V132H177V134H176V129L178 128L177 127V125L175 124L176 122H174V120L172 119V120H170V122L169 121H162L163 119L165 120L166 119V116H162V118H161V114L163 113V112H165V111H169V107H167V105H164L163 103H161V102H158V101H156V104H157V106H158V109H157V106H156V104L154 105V107L153 106H149V104H143V103H141V101H143V97L141 96V95H143V94H145L144 92H146V91H148V89L149 90H153V88H154V90H156V88L157 87H162V86H164V84L166 83H168L169 81H172V78H170V77H173V75L171 76V73L169 74L168 72H164V74H163V71L161 70L162 68L164 69V68H166L162 63H163V59L162 58H159L160 56H158L159 54H161V53H163L164 51L163 50H165L163 47H164V45H162V46H160L156 51L157 52H153L152 54H151V56L149 57V59H148V57H145L146 59H143V61H139L140 60V58L139 57H141V59L142 58H144V56H139V50L141 49V42L142 41H140V38L142 37L141 35V33H139L137 30H140V29H137L136 28V23L135 22H138L137 23V25H139V26H141V21H145V22H147L146 23V27H147V24L148 23H150V22H152L153 20H154V17H151V16H149L150 18H153V19H149V18H146V16L147 15H145V14H143V15H145V17H143L142 16V18H141V16L139 17L138 15H141L140 13H138V15H136L135 13H134V15H136L137 17H139L138 19H140L141 21V23L139 22V20H137V18H136V16H134L133 14L132 15H130L131 14V12L129 11V10H127V9H125V7L127 8V5H126V3H125V1H121V3L119 2V0H118V2H117V4H119V5H116V6H118V7H120V8H122V5H120V4H122V3H124V9L123 10H125L126 12H130V14H129V12L127 13L129 16L128 17H126V19L125 20H129V22L126 24L127 26H125L126 28H127V33L126 34H124L126 37H124V41L126 42V40H128V39H130L129 41H127L126 43H128V45L127 44H125V45H127V46H129V47H127L126 46V48H128V49H125L124 50V52H126V53H124V55H123V53H122V55H123V58L125 59V57H127V58H129L130 59V61H127L126 63H129V64H127V65H129V66H131V67H127V65L125 66V65H120V62H119V60H120V58H117V57H115L114 55H111L112 53H113V51H112V49L110 48V47H108V46H110V45H108V42H111V39L112 38H110L111 37V35H109L110 34V30L108 31V29H106V25L108 24V25H112V23H109V22H112V20L114 19V16L113 15H115V14H113V13H118L120 10H122V9H120L119 10V8L116 10V11H114V12H111L110 11V13H109V15L108 14H106L107 13V10L106 11H104L105 12V14L106 15H108L111 19V21L109 20V18H108V16H106L104 13V15L106 16L105 18H107L108 20H106L105 19V23H106V25L104 26V27H99V26H97V27H95L94 29H93V31H95V33H96V35H98V39L100 40V39H102V40H100V41H98V44L101 46H97L99 49H97V47H96V49L97 50H94V51H98L97 53L96 52H94V51H90V49H89V51L91 52H86L87 51V49L85 48V47H88V46H86V44H85V47H84V44H83V47H84V49H83V47H82V45H81V47L79 46L78 47V49H76L77 47L75 46V47H73V45H75L74 43H72V41H71V39H70V41H69V39H67V42H66V38H68V37H66L67 36V34H65L66 36V38L64 37V33H63V31H64V29L65 28H67L68 27V29L71 31L73 28H74V26H79V24L81 23V21H82V16H83V21H85V19H86V21L89 19L88 18V16H87V18H86V14L83 12V11H81L82 10V8H83V6H80V5H82V3H84L83 2V0L81 1V0H58V2H57V0H30V1H25V0H18V2H16L17 0H14V4L12 3V2H10L11 0H2ZM13 1V0H12ZM43 1H45V2H47V3H45V2H43ZM55 1V2H54ZM61 1V2H60ZM72 1V2H71ZM78 1V2H77ZM81 1V2H80ZM90 2H92V1H94V0H89ZM117 1V0H116ZM196 0H194V2H193V0L191 1V3H192V6H194V7H192V9L194 8V9H196V8H198V9H196V11L198 10V12L197 13H199V15H202V17L201 16H199V17H201V19H199V20H201V21H203V24L202 25H200V24H198V25H194V27L196 28L197 26L198 27H204V24L206 23V21L208 20V22H207V26L208 25H210L211 23H210V19H206V18H210V16H208L209 14H210V12L209 11H207L208 9H210L209 8V6H208V8H204L206 5H207V0H203V2H202V0L200 1V0H198V1H196ZM9 2V3H8ZM15 2L17 3V4H15ZM27 4H26V3ZM50 2V3H49ZM7 3V4H6ZM12 3V4H11ZM20 3H25V5H29V8L27 7V6H25V5H23L22 4V6H21V4ZM55 3H56V5H55ZM63 3V4H62ZM72 3V4H71ZM161 3V2H160ZM204 4V6H203V4ZM206 3V4H205ZM31 4V5H30ZM32 4H34V5H32ZM52 6H51V5ZM107 4V3H106ZM194 4V5H193ZM13 5V6H12ZM50 5V6H49ZM70 5V6H69ZM126 5V6H125ZM197 5H201L200 7H202V8H200L199 6H197ZM9 6V7H8ZM12 6V7H11ZM33 6V7H32ZM47 6H49V7H47ZM57 6V7H56ZM78 6V7H77ZM197 6V7H196ZM15 9H14V8ZM19 7H20V9H19ZM25 9H24V8ZM53 7V10L51 9ZM196 7V8H195ZM16 8H17V10H16ZM28 8V9H27ZM31 8H33L34 10H32ZM40 8V9H39ZM55 8V9H54ZM57 8V9H56ZM79 10H78V9ZM160 8H161V6H160ZM23 11H22V10ZM27 9V10H26ZM108 9V8H107ZM193 9V10H194ZM207 9V10H206ZM31 10V11H30ZM52 10V11H51ZM54 10H55V12H54ZM123 10L121 11V12H123ZM200 10V11H199ZM204 10V11H203ZM12 11H14V12H12ZM16 11V12H15ZM22 11V12H21ZM26 11V12H25ZM51 11V12H50ZM66 11V12H65ZM79 11H81V13L83 14L82 16H81V14L79 13ZM85 11V10H84ZM109 11V10H108ZM9 12V11H8ZM18 12V13H17ZM24 12V13H23ZM73 12V13H72ZM200 12H201V14H200ZM206 12V13H205ZM247 12V11H246ZM17 13V14H16ZM26 13H28L29 14V16L27 17V15L28 14H26ZM34 13V14H33ZM51 13V14H50ZM111 13H112V16H113V18H112V16H110L111 15ZM188 13V14H187ZM209 13V14H208ZM244 13V12H243ZM36 14V15H35ZM79 14H80V16H79ZM158 14H160V12L158 11ZM173 14H175V13H173ZM189 14H191L192 15V11L190 12V11H187V12H185V16L187 15H189ZM204 14V15H203ZM22 15V16H21ZM50 15V16H49ZM55 15V16H54ZM84 15H85V18H84ZM154 16H155V14H153ZM152 15V16H153ZM178 15L179 14H176V15H172L171 17L172 18H175V17H173V16H176V17H178ZM183 16H184V13L182 14ZM182 15H180L178 18H180ZM19 16V17H18ZM39 16V17H38ZM51 16H52V18H51ZM54 16V17H53ZM77 16H78V18H79V20H78V18H77ZM127 16V15H126ZM133 16V17H132ZM207 16V17H206ZM44 19H43V18ZM48 17V18H47ZM56 17V18H55ZM148 17V16H147ZM27 18L28 19V21H27V19L25 20V19ZM46 18V19H45ZM124 18H125V15H124ZM128 18V19H127ZM145 20H144V19ZM21 19V20H20ZM39 19H41L42 21H38ZM74 19V20H73ZM76 19V20H75ZM204 19L206 20V21H204ZM16 20H18L17 22H19V23H17V22H15ZM34 20V21H33ZM44 20V21H43ZM72 20V21H71ZM150 21V22H148V21ZM26 21V22H25ZM46 21V22H45ZM82 21V22H83ZM107 21H108V23H107ZM176 20H170L169 21V25H171V23H173L174 22V24L177 22V25H178V21L179 20H177L176 22H175ZM28 22V24H26ZM64 22V23H63ZM68 22V23H67ZM74 22V23H73ZM179 22H181V21H179ZM33 23H35V25L33 24ZM51 23V24H50ZM58 23V24H57ZM76 23V24H75ZM87 23L89 24V22L87 21ZM155 23H157V22H155ZM210 23V24H209ZM22 24H23V26H22ZM30 24V25H29ZM63 24V26H61ZM66 24V25H65ZM131 24V25H130ZM159 24V23H158ZM158 24H157V26H158ZM173 24V25H174ZM180 24V23H179ZM26 25H28V26H26ZM31 25H32V27H31ZM34 25V26H33ZM72 25V26H71ZM107 25V27H109ZM144 22L142 23V26L141 27H139V28H143L144 27ZM155 25V24H154ZM173 25H172V27H173ZM176 24H175V26H177ZM192 25V26H193ZM200 25V26H199ZM19 26V27H18ZM67 26V27H66ZM128 26L130 27V29L128 28ZM135 28H134V27ZM175 26H174V28H175ZM191 26V28L192 29H194V30H196L194 27H192ZM207 26H205V27H207ZM10 27V26H9ZM17 27V28H16ZM26 27H27V29H26ZM63 27H64V29H63ZM70 27H72L71 29H70ZM88 27H90L89 25H88ZM100 29H99V28ZM146 27H144L145 28V30L143 31V32H145V35L146 36H148L147 34H146ZM20 28V29H19ZM22 28V29H21ZM35 28H37L36 30H35ZM53 28V29H52ZM104 29L105 31H104V33H103V30L102 29ZM132 28V29H131ZM148 28V27H147ZM151 28V31H149L148 30V32H150L149 33V35L151 34V32L154 30V29H156V25H155V27L153 26V27H150ZM154 28V29H153ZM188 28L189 27H187V29L186 30H188ZM30 29H31V31H30ZM63 29V30H62ZM74 29H76V28H74ZM73 29V30H74ZM128 29H129V32H128ZM158 29L159 30H161V32L160 31H158ZM158 29H156V30H154L155 32H156V35L157 34H160V35H158L159 37L163 34V30L162 29H160V28H158ZM18 30V31H17ZM33 30V31H32ZM102 30V31H101ZM132 30H134V31H132ZM193 30V31H194ZM70 31H69V33H70ZM97 31H98V33H97ZM107 31V32H106ZM154 31L152 32L153 34H155L154 33ZM100 32V33H99ZM106 32V33H105ZM133 32V33H132ZM136 32V33H135ZM142 32V31H141ZM142 32V33H143ZM195 32V33H194ZM193 32V34L194 35H197L198 34V31H197V34H196V31H194ZM201 32V31H200ZM7 33V32H6ZM12 33V34H13ZM38 33V34H37ZM54 33V34H53ZM60 33V34H59ZM109 33V34H108ZM135 33V34H134ZM139 33V34H138ZM202 33H204V32H201V34H199L198 35V38H199V40L201 39V42L202 41H205V40H202V38L204 39V35L206 34V33H204L203 35H202ZM4 34H5V32H4ZM31 34V35H32ZM62 34V35H61ZM128 34H129V36H128ZM141 34V35H140ZM151 35V36H148V37H152V36H155V35ZM35 35H37V36H35ZM46 35V36H45ZM51 37V39H50V37ZM52 35V36H51ZM55 35V36H54ZM109 35V36H108ZM131 35V36H130ZM134 35V36H133ZM138 35V36H137ZM140 35V36H139ZM145 35H144V37H145ZM202 36V38H200L199 36ZM43 36H45V39H44V37ZM57 36H60V38H57ZM62 36L65 38H62ZM102 36V37H101ZM106 36V37H105ZM31 37V38H32ZM37 37V38H36ZM127 37H129V38H127ZM144 37H143V41H144ZM156 37V36H155ZM195 37V36H194ZM192 38V39H194L195 41H197L198 40V38L197 37H195V38ZM57 38V39H56ZM61 38H62V40H61ZM206 38V37H205ZM36 39V40H35ZM37 39H39V41L37 40ZM42 39V40H41ZM55 39L57 40V41H55ZM63 39L65 40V42H63ZM103 39H105V40H103ZM4 39H2V41H3ZM20 40H22V39H19V41H16V40H14L15 41V43L14 44H17V43H19V44H21V43H23L24 41L22 40V42L20 41ZM49 40V41H48ZM60 40V41H59ZM142 40V39H141ZM199 40H198V42H195V43H200L199 42ZM0 41H1V39H0ZM1 41V42H2ZM37 41V42H36ZM68 41L70 42L69 44H68ZM138 41V42H137ZM5 42V41H4ZM36 42V43H35ZM38 42H39V44H38ZM44 42V43H43ZM55 42H57V43H55ZM58 42L60 43V44H58ZM62 42H63V44H62ZM104 42L105 44H106V46H105V44L102 43ZM54 43V44H53ZM72 43V44H71ZM130 43V44H129ZM138 43V44H137ZM40 44L42 45V46H40ZM51 44V45H50ZM53 44V45H52ZM57 44H58V46H57ZM133 44H134V46H133ZM137 44V45H136ZM18 45V44H17ZM59 45H62V46H59ZM67 45H68V47H67ZM69 45H71V46H69ZM142 45H143V42H142ZM197 45L198 46H200V45H202L201 43H200V45L199 44H196V47H197ZM39 46V49H37V47ZM48 47V48H46L47 49V51H46V49L44 48V47ZM104 46V47H103ZM140 46V48H138ZM144 46V45H143ZM37 49H35V48ZM59 47V49H56V48H58ZM72 47V48H71ZM131 47V48H130ZM133 47V48H132ZM136 47V48H135ZM26 48V49H25ZM31 49L33 52H37L38 53V55H37V53H36V55L37 56H40L41 54V57H40V59L35 55V53H34V55H33V53L32 52H27V50L28 49ZM45 49V51H44V49ZM61 48V49H60ZM68 48V49H67ZM74 48V49H73ZM105 50H104V49ZM107 48V49H106ZM41 49H43V50H41ZM56 49V50H55ZM72 49V50H71ZM79 49H83V51L82 52H80L81 50H79ZM108 49H110V50H108ZM131 49V50H130ZM139 49V50H138ZM142 49H143V47H142ZM141 49V50H142ZM197 49V48H196ZM200 49V48H199ZM199 49H197V50H199ZM31 50H28V51H31ZM50 50H52V52L50 51ZM69 52H68V51ZM73 50L75 51V50H77V51H75V52H73ZM79 50V51H78ZM86 50V51H85ZM92 50V49H91ZM140 50V51H141ZM42 51V52H41ZM49 51V52H48ZM105 51V52H104ZM108 51H110V52H108ZM128 51H129V53H128ZM138 51V52H137ZM161 51V52H160ZM185 51V50H184ZM183 50H182V52H184ZM201 51V50H200ZM202 51H203V49H202ZM205 51V50H204ZM203 51V52H204ZM46 52V53H45ZM57 52V53H56ZM59 52V53H58ZM79 52H80V54H79ZM96 53L95 55L97 56H94V54L93 53ZM99 52H100V54H99ZM104 54V55H102V53ZM112 52V53H111ZM133 54H132V53ZM31 53V54H30ZM44 53H45V55H44ZM49 53V54H48ZM51 53H52V55H51ZM55 53V54H54ZM65 53V54H64ZM70 53V54H69ZM75 53V54H74ZM111 53V54H110ZM17 54V55H18ZM60 56H59V55ZM67 54H69V55H67ZM83 54V55H82ZM107 54V55H106ZM128 54V55H127ZM131 54V55H130ZM155 54V55H154ZM158 54V55H157ZM47 55V56H46ZM73 55V56H72ZM100 55V56H99ZM137 55L139 56V57H137ZM31 56V57H30ZM35 56L37 57L36 59H35ZM43 56V57H42ZM48 56H49V58H48ZM55 56V57H54ZM61 56H63L62 58H60ZM92 56V57H91ZM96 57V58H94V57ZM103 56H104V58H103ZM107 56V57H106ZM111 56V57H110ZM155 58H154V57ZM158 58H157V57ZM29 57H30V59H31V61L33 62V63H35V65L33 64V63H31V61H29L30 59H29ZM51 57H52V59H51ZM68 57V58H67ZM70 57H71V61L69 60L70 59ZM84 57V58H83ZM91 57V58H90ZM101 59H99V58ZM85 58H86V61H85ZM88 58V59H87ZM97 58H98V61H97ZM105 58H108V59H105ZM117 58V59H116ZM126 58V59H127ZM138 58H139V60H138ZM158 62H155V60ZM37 59H39V60H37ZM60 59H61V61H60ZM63 59H65L64 61H63ZM90 59V60H89ZM92 59V60H91ZM94 59V60H93ZM103 59V60H102ZM160 59V60H159ZM35 60V61H34ZM82 60V61H81ZM88 60V61H87ZM115 60L117 61V62H115ZM128 60V59H127ZM136 60V61H135ZM144 60H146V61H144ZM163 60V61H162ZM54 61H56V63L54 62ZM76 61V62H75ZM104 62V61H106V62H104V66H107V68H105L104 66H103V69H104V71H103V69H100V67H99V70H98V68L97 69H95V70H98V72L96 71V72H94V70H92L91 68H92V66H94V65H97L98 63H96V62ZM110 61V62H109ZM162 61V62H161ZM31 64H33V65H31ZM36 62H37V64H36ZM75 62V63H74ZM82 64H81V63ZM92 62V63H91ZM101 62V63H102ZM130 62H131V64H130ZM133 62V63H132ZM139 62V63H138ZM161 62V63H160ZM51 63V64H50ZM55 63V64H54ZM71 63V64H70ZM89 63V64H88ZM95 63V64H94ZM108 65H107V64ZM141 63V64H140ZM160 63V64H159ZM62 64V65H61ZM79 64V65H78ZM82 66H81V65ZM83 64H85V66H87V67H84V65ZM116 64H119L118 66H116ZM137 64H139V65H137ZM50 65V66H49ZM57 65V66H56ZM59 65V66H58ZM64 65H67L68 66V69H66L67 68V66H65V67H62V66H64ZM91 67H90V66ZM99 65V64H98ZM98 65H97V67H98ZM110 65V66H109ZM134 65V66H133ZM141 65V66H140ZM28 66V67H27ZM41 66V67H40ZM43 66V67H42ZM69 66H70V68H69ZM73 66V67H72ZM100 66H102V65H100ZM109 66V67H108ZM120 66V67H119ZM123 66V67H122ZM126 67V69H125V67ZM133 66V67H132ZM161 66H164V67H161ZM51 67V70L49 69ZM58 67H60L61 68V70H60V68H58ZM76 67H79V68H77L76 69ZM80 67H82V68H80ZM142 67V68H141ZM144 67V68H143ZM149 67H150V69H149ZM154 67V68H153ZM156 67V68H155ZM159 67V68H158ZM22 68V67H21ZM25 68H26V70H25ZM57 68L60 70V71H63V72H61V74H60V71H58L57 72ZM72 68L74 69L73 71H72ZM85 70H84V69ZM87 68V69H86ZM102 68V67H101ZM109 68V69H108ZM111 68V69H110ZM130 68H131V70H130ZM135 68L137 69L136 71H135ZM141 68V69H140ZM29 69V70H28ZM34 69V70H33ZM38 69V70H37ZM45 69H47V70H45ZM56 69V70H55ZM63 69V70H62ZM81 69V70H80ZM91 69V70H90ZM106 69V70H105ZM114 69H118L119 71H116V70H114ZM120 69H121V71H120ZM133 69V70H132ZM147 70V71H145V70ZM25 70V71H24ZM44 70V71H43ZM75 70H79L78 71V73H77V71H75ZM90 70V71H89ZM112 70V71H111ZM122 70L123 71H125V70H128L127 72L125 71V72H122ZM150 70V71H149ZM152 70H153V72L154 71H156L155 73H156V75H157V73H159V72H161V73H159L157 76L152 72ZM32 71H34V72H32ZM46 71V72H45ZM65 71H66V73H65ZM69 71V72H68ZM80 71H81V73H80ZM88 71V72H87ZM100 71V72H99ZM139 71V72H138ZM149 71V72H148ZM26 72H28V73H26ZM31 72V73H30ZM39 72V73H38ZM90 72H91V74H90ZM103 72H104V74H103ZM122 72V73H121ZM141 72V73H140ZM36 73V74H35ZM49 73V74H48ZM57 73V74H56ZM77 73V74H76ZM95 73H97L98 75L99 74H101L100 76L102 77H97L98 75L97 74H95ZM108 73V74H107ZM127 73V74H126ZM148 73H149V76H147L148 75ZM153 73V75H155V76H153V75H151V74ZM47 74V75H46ZM54 75V78H52L53 76L52 75ZM65 75V76H60V75ZM70 74H72V75H70ZM106 74V75H105ZM122 74H123V76H125V74H126V76L125 77H121L122 76ZM134 74V75H133ZM136 74V75H135ZM138 74H140V75H138ZM163 74V75H162ZM25 75V76H26ZM34 75H35V77H34ZM42 75V76H41ZM50 75H51V78L54 80V81H52V79L51 78H49L50 77ZM68 75H69V77H68ZM97 75V76H96ZM131 75H132V77H131ZM48 76V77H47ZM73 76V77H72ZM91 76H92V78H91ZM105 76V77H104ZM128 76H130V77H128ZM133 76H136V77H133ZM143 76H145L144 78H143ZM37 77V78H36ZM39 77V78H38ZM42 77V78H41ZM68 77V78H67ZM76 77V78H75ZM90 77V78H89ZM104 77V78H103ZM142 77V78H141ZM153 77H155V78H153ZM33 78H34V80H33ZM44 78H45V80H44ZM47 78V79H46ZM56 78V79H55ZM69 79V80H66V79ZM70 78H71V80H70ZM81 78V79H80ZM107 78H108V80L110 81L111 79L113 80H111V83H109L108 81H107ZM111 78V79H110ZM132 79V81L130 80V79ZM141 80H140V79ZM149 78V79H148ZM169 78L171 79V80H169ZM38 79V80H37ZM78 79V80H77ZM83 79V80H82ZM101 79V80H100ZM138 81H137V80ZM145 79V80H144ZM36 80V81H35ZM42 80V81H41ZM49 80V82H50V84L49 83H47V81ZM51 80V81H50ZM55 80H57V81H55ZM59 80V81H58ZM64 80V81H63ZM75 80V82H73ZM77 80V81H76ZM86 80V81H85ZM90 80V81H89ZM97 80H99V81H101L102 82V80L103 81H107L106 82V84H105V82H103L102 84H103V86H101V83H99V81H97ZM128 80V81H127ZM135 80V81H134ZM150 80V81H149ZM162 80L165 82V80H166V82L165 83H163L162 82ZM39 81V82H38ZM46 81V82H45ZM62 81V82H61ZM69 81V82H68ZM79 81H81L80 83H79ZM96 83H95V82ZM153 83H152V82ZM54 82V83H53ZM56 82L58 83V82H60V83H58L57 85H56ZM71 82H73V84L71 83ZM113 82H116V83H113ZM126 82H128L127 84H126ZM131 82H133V84L131 83ZM159 82V83H158ZM162 82V83H161ZM10 82H6L5 84H0V100H3L4 102L5 101H7L6 103L9 105L8 107H6L5 108V112H6V110L8 111V112H6L7 114H5V112H3V110H1V109H3L4 107L3 106H1L2 104L3 105H6L7 106V104H4L3 102H2V104L0 105V122H2V123H0V127H1V129H0V152H1V154H0V180H2L1 182H0V193H1V190L3 189V187L5 186L4 185V183L6 184L8 181H9V184H10V186L9 187H11V186H16V184H19V182H23L22 183V187H24V183H25V181L26 180H28V182H30V173H31V166H30V161H29V159H30V156H29V154H28V152L30 153V150L32 151L33 149L30 147V146H32V147H34L33 146V144H32V142H30V140L28 141V138H27V140H21L22 139V137L24 136V135H21L20 134V131L22 130L21 129V127L23 128V126L26 124V126L28 127V129H27V127L25 126V128H26V132H25V137L26 136H28V137H30L29 135H26V133H27V131L31 128V129H33L32 127V116L30 115L31 113L32 114H34L33 113V111L32 110H35V109H33V105H35L34 103L35 102H33V104H32V107H31V101L33 100L32 98L34 97L35 98V96L33 95V97L31 96V98H30V96H29V94H27V91H28V89H32V90H34L35 89V87L34 86H36L35 84L33 85V83L32 84H29L30 86L28 87V89H27V87L25 88L27 91H26V93H24V91H22L21 90V88L18 86L17 87V85H16V87L15 86H11L10 84H9ZM46 84V85H44V84ZM61 83H62V85H61ZM68 83H70L71 84V86L68 84ZM92 83V84H91ZM131 84V86H130V84ZM136 83V84H135ZM150 83V84H149ZM27 83H25V85H26ZM48 84V85H47ZM55 84V85H54ZM64 84V85H63ZM66 84V85H65ZM77 84H79V85H81V86H79V85H77ZM85 84V85H84ZM107 84H108V86H107ZM112 85V87L110 86V85ZM147 84H149L148 85V87H147ZM155 86H153V85ZM49 85H52V86H49ZM75 87H74V86ZM94 85V86H93ZM98 85H100L99 87H98ZM104 85H106L107 86V89L108 88H110V89H112V91H113V94H114V98H115V100H113L114 101V103H113V101L111 102V101H109L108 99H105V100H107V101H109V103L106 101V103H105V100H104V97H103V93H104V91L105 90H103L102 91V89H104L103 87H104ZM115 85V86H114ZM144 85H145V88L147 87L148 89L146 90L145 88H144ZM156 85H157V87H156ZM162 85V86H161ZM37 86V87H38ZM48 88H47V87ZM71 87V88H69V87ZM88 86V87H87ZM89 86H93V87H89ZM98 87V89H97V87ZM110 86V87H109ZM130 86V87H129ZM149 86H150V88H149ZM6 87V88H5ZM14 87V88H13ZM32 87H34V88H32ZM55 87V88H54ZM62 87H61V89H62ZM83 87H85V88H83ZM115 87H117V88H115ZM136 87V88H135ZM8 88V89H7ZM16 88V89H15ZM20 89V91H17V89ZM23 88V87H22ZM24 88H23V90H24ZM41 88V90H43ZM47 88V89H46ZM53 88V89H52ZM68 88V89H67ZM88 88V89H87ZM90 88V89H89ZM95 88V89H94ZM113 88H115L114 90H113ZM120 88V89H119ZM122 88V89H121ZM124 88V89H123ZM140 88L142 89V90H140ZM144 88V89H143ZM5 89V90H4ZM66 89V90H65ZM82 89V90H81ZM84 89V90H83ZM87 89V90H86ZM106 89V88H105ZM106 89V90H107ZM14 90V91H13ZM117 90V91H116ZM118 90H119V92H120V94H119V92H118ZM125 90V91H124ZM143 90H144V92H143ZM12 91H13V93H12ZM29 91H31V90H29ZM28 91V92H29ZM60 91H62V90H60ZM88 91V92H87ZM101 91V92H100ZM3 92L5 93L6 92V95H8V96H5V94H3ZM16 92V93H15ZM17 92H18V94H17ZM20 92V93H19ZM22 92H23V94L24 95H21L22 94ZM33 93H34V91H32ZM70 92V93H71ZM85 92V93H84ZM87 92V93H86ZM103 92V93H102ZM140 92H142L141 93V95H140ZM116 93V94H115ZM3 94V95H2ZM14 94V95H13ZM27 94V95H26ZM9 95H11V96H9ZM21 95V96H20ZM26 95V96H25ZM46 95H47V93H46ZM98 95V96H99ZM115 95H116V97H115ZM125 95V96H124ZM131 95V96H130ZM12 96H13V98H12ZM16 96V97H15ZM23 96V97H22ZM28 96H29V98H28ZM86 96H88V95H85L84 97H86ZM88 96V97H89ZM102 96V97H101ZM11 97V99H9ZM20 99H19V98ZM22 97V98H21ZM80 97V98H79ZM81 97H82V99H81ZM122 97V98H121ZM128 97V98H127ZM133 97V98H132ZM6 98H8V99H6ZM87 98V97H86ZM90 98V97H89ZM103 98V99H102ZM113 98V99H114ZM118 98V99H117ZM125 98H127V99H125ZM4 99H6V100H4ZM14 99H16V101H14ZM19 99V101H17ZM22 99H24V100H22ZM29 99H32L31 101L29 100ZM37 99V98H36ZM53 98H51V100H52ZM101 99V100H100ZM13 100V101H12ZM27 100V101H26ZM78 100V101H77ZM79 100H81V101H79ZM118 100V101H117ZM128 102H127V101ZM132 100H133V102H132ZM10 101H11V103H10ZM25 101H26V104H24L25 103ZM31 103H30V102ZM33 101H36L35 99L33 100ZM117 101V102H116ZM15 102H17V103H15ZM21 102V103H20ZM24 102V103H23ZM28 102H29V104L30 105H27L28 104ZM85 104H84V103ZM121 102V103H120ZM123 102H125V103H123ZM0 103H1V101H0ZM37 103V102H36ZM105 103V104H104ZM112 103H113V105H112ZM119 103H120V105H119ZM123 103V104H122ZM108 104V105H107ZM134 105L135 104V106H132V105ZM17 105V106H16ZM19 105V106H18ZM22 105H25V106H22ZM96 105V106H95ZM98 105V106H97ZM101 105V106H100ZM113 107H112V106ZM116 105H118V106H116ZM127 105H129L130 106V109H129V106L127 107ZM144 105H146L145 107H144ZM11 106H12V110H11ZM15 106V107H14ZM21 106V107H20ZM26 106H27V108H26ZM88 107V108H85V107ZM93 106H91V107H93ZM109 108H108V107ZM115 106V107H114ZM160 106V107H159ZM2 107V108H1ZM14 107V108H13ZM25 107V109H23ZM84 107V108H83ZM93 107V108H94ZM105 107V108H104ZM112 109H111V108ZM132 107V108H131ZM140 107H142V109L140 108ZM151 107V108H150ZM164 107V108H163ZM20 108H21V110H20ZM28 108H29V110H28ZM120 108V109H119ZM133 108H134V110H133ZM137 108V109H136ZM139 108V109H138ZM145 108V109H144ZM159 108H160V111H159ZM162 108H163V111H162ZM10 109V110H9ZM30 109H32L31 111L32 112H30ZM68 109V110H69ZM103 109H105V110H103ZM111 109V110H110ZM116 111H115V110ZM118 109V110H117ZM147 109V110H146ZM150 109V110H149ZM151 109H152V111H153V113H151L152 111H151ZM154 109V110H153ZM26 111V112H23V111ZM80 110V111H81ZM122 110H124L123 112H125V113H127V116H126V114L125 113H123V115H122ZM131 110V111H130ZM136 110V111H135ZM2 111V112H1ZM13 111H14V113H13ZM17 111V112H16ZM21 111H22V113H21ZM29 111V112H28ZM85 111H88L87 113L85 112ZM103 111H105V114L107 113V114H110L111 113V115H112V117L111 116H105L104 115V112ZM107 111V112H106ZM110 111V113H108ZM129 113H128V112ZM134 111H135V113H134ZM146 113H145V112ZM82 112V113H83ZM114 114H113V113ZM117 112V113H116ZM133 112V113H132ZM140 112V113H139ZM155 112V113H154ZM15 113H18V115L17 114H15ZM30 113V114H29ZM68 113H71V112H68ZM83 113V114H84ZM93 113H95V114H93ZM121 113V114H120ZM160 114V115H158V114ZM2 114H3V119H2ZM26 114V115H25ZM106 114V115H107ZM153 114V115H152ZM163 114H167V113H163ZM162 114V115H163ZM6 115V116H5ZM14 115V116H13ZM23 115H24V117H23ZM28 115V116H27ZM30 115V116H29ZM102 115L104 116V119L102 118ZM129 115H130V117H129ZM133 115V116H132ZM138 115V116H137ZM148 115V116H147ZM155 115V116H154ZM9 116V117H8ZM11 116V117H10ZM29 117V118H26V117ZM123 116V117H122ZM132 116V117H131ZM136 116V117H135ZM146 116V117H145ZM152 116V117H151ZM6 117V118H5ZM12 117H14V118H12ZM21 117V118H20ZM32 117V118H31ZM112 118V120H111V118ZM121 117V118H120ZM165 117V118H164ZM31 118V119H30ZM105 118H106V120H105ZM118 118V119H117ZM120 118V119H119ZM157 118H159L161 121H162V123H161V121L159 120V119H157ZM8 119V120H7ZM16 119H17V121H16ZM98 121H100L99 123H100V126H99V124L97 123H95L97 120ZM101 119V120H100ZM103 119V120H102ZM122 119V120H121ZM126 119V120H125ZM130 119V120H129ZM138 119V120H137ZM152 119V120H151ZM157 119V120H156ZM4 120H6V122L4 121ZM14 120V121H13ZM93 120H96V121H93ZM120 120V121H119ZM134 120V121H133ZM144 120H146V121H144ZM21 121V122H20ZM124 121V122H123ZM126 121V122H125ZM138 121V122H137ZM159 122L160 123V126H159V124L157 123V122ZM174 123H173V122ZM16 123L18 126H21V123H23L22 125L23 126H21V127H19L21 130H19V128H17V129H15V127L17 126L16 124H14V123ZM109 122V123H108ZM115 122V123H114ZM119 122V123H118ZM129 122V123H128ZM135 122V123H134ZM146 122H148V124L146 123ZM154 122V123H153ZM163 122H164V125H163ZM169 122V123H168ZM4 123V124H3ZM13 123V124H12ZM92 123V124H91ZM93 123L94 124H96L97 126H95L94 125V127H90V125L92 126L93 125ZM102 123H104L105 125H103ZM113 123V124H112ZM122 123L125 125H122ZM139 123V124H138ZM2 124V125H1ZM9 124V125H8ZM20 124V125H19ZM83 124H81V126H83ZM115 124H117V125H115ZM135 124V125H134ZM137 124V125H136ZM145 124V125H144ZM153 125L152 127H148V125ZM162 124V125H161ZM166 124H168L167 126H166ZM5 125H7V126H9V128H7V127H4ZM16 125V126H15ZM105 126V127H103V126ZM149 125V126H150ZM29 126H32V127H30L29 128ZM117 126H118V128H117ZM124 126V127H123ZM129 126V127H128ZM146 126V128L145 129H143L144 127ZM156 127V132L157 131H159L157 134H158V136H156V138H157V142H158V140H160V142H161V145H160V143L158 142V144H157V142L155 141H153V139L152 140H150V138L149 137H151V136H149V135H152L151 133L150 134H148L151 130L153 131V128L155 129V127ZM158 126V127H157ZM166 126V127H165ZM11 127H12V129H11ZM89 127V128H88ZM102 127V128H101ZM106 127H107V129H106ZM132 127V128H131ZM141 127V128H140ZM163 127H165V128H163ZM171 127V128H170ZM176 127V128H175ZM15 130H14V129ZM110 128V129H109ZM113 128V129H112ZM125 128H127V129H125ZM135 128V129H134ZM151 130H150V129ZM173 128H174V132H175V135H174V132L172 131L173 130ZM31 129H30V131H31ZM98 129V130H97ZM101 129H103V130H101ZM105 129V130H104ZM109 129V130H108ZM123 129V130H122ZM149 129V130H148ZM161 129V130H160ZM3 130V131H2ZM4 130H5V132H7V133H5L4 134ZM7 130V131H6ZM11 130V131H10ZM17 130H18V132H17ZM108 130V131H107ZM137 130V131H136ZM141 130H143V131H141ZM166 130V131H165ZM9 131H10V133H9ZM106 131V132H105ZM110 131V132H109ZM125 131V132H124ZM127 131H128V133H129V135H127L128 133H127ZM132 131V132H131ZM145 131V132H144ZM147 131H148V133H147ZM32 132V131H31ZM113 132V133H112ZM115 132V133H114ZM121 132V133H120ZM137 133V134H135V133ZM170 132H171V134H170ZM17 133V134H16ZM30 132H28V134H29ZM111 133H112V135H111ZM120 133V134H119ZM139 133V134H138ZM146 133V134H145ZM166 133V134H165ZM14 134L16 135V137L14 136ZM108 134V135H107ZM115 134V135H114ZM119 134V135H118ZM122 134V135H121ZM126 135V136H123V135ZM135 136H133V135ZM162 134L164 135V136H162ZM167 134H168V136H167ZM170 134V135H169ZM11 135V136H10ZM21 137H20V136ZM118 135V136H117ZM121 135V136H120ZM154 136L156 135V133H154L153 134ZM159 135H161V136H159ZM2 136V137H1ZM6 136V137H5ZM8 136H10V138L8 137ZM17 136H19L20 137V139L18 140L17 138H19V137H17ZM133 136V137H132ZM138 138H137V137ZM149 136V137H148ZM175 136V137H174ZM9 139H8V138ZM118 137H120V139L122 138V139H124L123 140V142H122V139L120 140ZM126 139H125V138ZM132 137V138H131ZM163 137V138H162ZM174 137V138H173ZM177 137V138H176ZM179 137V138H178ZM3 140H2V139ZM14 138H16L15 140H14ZM140 138V139H139ZM142 138H143V140H142ZM148 138V139H147ZM161 138V139H160ZM7 139V140H6ZM11 139V140H10ZM117 141H116V140ZM134 139V140H133ZM139 139V140H138ZM150 141L149 143H148V141ZM179 141H178V140ZM6 140V142H4V146L2 145L3 144V141H5ZM21 140V141H20ZM54 140V139H53ZM128 140V142H126ZM130 140L132 141V142H130ZM137 140H138V142H137ZM141 140L143 141V142H145V144L146 145H148V146H146L143 142H142V144H144V145H142L140 142H141ZM169 140V141H168ZM172 140V141H171ZM183 140L185 141V142H183ZM16 141V142H15ZM114 141L116 142V143H114ZM155 143H153V142ZM165 141V142H164ZM181 141V142H180ZM117 142H120V144L119 143H117ZM164 142V143H163ZM180 142V144L181 145H179L178 146V143ZM187 142H188V144H187ZM6 143V144H5ZM16 143V144H15ZM27 143V144H26ZM127 143H129V144H127ZM132 144V146H131V144ZM140 143V144H139ZM23 144H24V148H21V145L23 146ZM28 144H30L29 145V150H25V148L26 149H28ZM118 144V145H117ZM135 144H136V146H137V148L138 147H141V145H142V147H144L143 149H144V151L142 150V147L140 148L143 152H145L146 150V152L145 153H143L142 151H138L137 150V148H136V146H135ZM174 144V145H173ZM111 145V146H112ZM129 145H130V147L134 150H132L130 147H129ZM138 145H140V146H138ZM2 146V147H1ZM20 146V147H19ZM135 146V147H134ZM153 146V147H152ZM174 146V147H173ZM178 146V147H177ZM191 146V147H190ZM154 147H156V149L154 148ZM12 148H14V149H12ZM15 148H16V150H15ZM19 148V149H18ZM135 148H136V150H135ZM152 148H154V149H152ZM162 148V149H161ZM176 148H179L178 150L176 149ZM21 149H24L25 150V153L23 152L24 150H22L21 151ZM118 149V150H117ZM151 149V150H150ZM195 149V148H194ZM115 150H116V152L118 153H116L115 152ZM153 150V151H152ZM8 151V152H7ZM132 151V152H131ZM138 151V152H137ZM173 151V152H172ZM175 151H177V152H175ZM194 152H195V154L197 155V157H196V155L194 154V152H193V156L196 158V159H198V157H199V159L198 160H200V161H198V160H196L197 162H198V164H197V162H195V160H194V158H193V160H192V162H195V164L194 165H190V163L189 164H187V166L189 167V166H191V167H189V168H186L187 166H185V169H187L186 171L184 170V169H181V170H179L180 168H179V165L177 166V168H174V169H176V170H179L180 171V173H182V175L181 176H179V179H178V177H177V179L179 180V183H177L176 182V180L177 179H175V178H173L175 175L174 174H170L169 176L171 177V178H173V180L171 181L169 178L170 177H168V179H169V181H168V183H167V187H168V185H169V187H170V185H171V187L169 188V192L167 191V187L165 186V188H164V191H166V192H168L167 193V195H166V193L164 192V194H165V197H167L166 199L168 200L169 199V201H173L174 202V200L176 201V199L177 198H179V201H177V202H179L178 203V207L180 208L181 207V209L184 211V209H185V211L187 212V214H189L188 212H192V213H190V215L192 214L193 215V213L194 214H196V213H198L197 215H199V216H195L194 215V217L192 216V218L194 219V221H195V223H198V222H202V223H204V225L205 226H208V227H210V222L208 223L207 222V220H204V218H202V214H204V213H202V212H204L205 211V209L207 208V206H205V205H208V201H209V199L208 198H210V194H208L207 195V192L209 191H206L205 189H207L206 188V186L205 185H207V184H209L211 181H212V178L214 179L215 177L214 176H216V177H218L219 175V173L221 172V170H216L215 171V169H219V168H215V169H213L212 168V164L210 165H206V164H208V159L206 160V157H205V159H204V155L202 156V155H199L198 156V154H199V150L197 151V150H193ZM27 152V153H26ZM153 152V153H152ZM159 152V153H158ZM167 152H169V153H167ZM170 152H172V157L175 159V162L173 161V162H171L173 159H171L172 157H171V153ZM161 153V154H160ZM163 153V154H162ZM175 153V154H174ZM189 154H190V152H188ZM26 154V155H25ZM28 154V155H27ZM115 154H116V156H115ZM150 154V155H149ZM174 154V155H173ZM9 155V156H8ZM112 155L110 154L109 155V157H108V155H106L105 156V154H104V156H103V158H104V160L103 161H101L99 164H98V168H100L101 166V168L100 169H103V168H105L104 167V165H107V163H112V161L114 160V159H112L111 157H112ZM139 155V154H138ZM138 156V158L139 157H142V156ZM168 155V156H167ZM4 156V157H3ZM132 156V155H131ZM160 156V157H159ZM202 158H201V157ZM29 157V158H28ZM142 157V158H143ZM162 157L164 158V157H166L163 161H161L162 160ZM147 158V159H146ZM153 158V159H152ZM157 160H156V159ZM167 158H168V160H167ZM201 158V159H200ZM12 159V160H11ZM27 161H26V160ZM139 159H141V158H139ZM156 161H155V160ZM160 159V160H159ZM169 159H171V161L169 160ZM23 160V161H22ZM106 160V161H105ZM154 160V161H153ZM165 160H167L166 162H165ZM149 163H148V162ZM27 162V163H26ZM137 162V163H138ZM154 162H155V164H154ZM160 162V163H159ZM166 164V163H168L166 166L168 167L167 169L165 168L166 166L164 165V163ZM170 162H171V164L174 166V167H172V165L170 164ZM10 163H12V164H10ZM104 163V164H103ZM162 163V164H161ZM9 164V165H8ZM161 164V166L162 165H164V167H163V169L161 168V166H157V165H160ZM191 164H193V163H191ZM197 164V165H196ZM201 164H202V168L200 167L201 166ZM6 165V166H5ZM18 165V166H17ZM20 165V166H19ZM100 165V166H99ZM144 165V166H143ZM150 165V166H149ZM183 165V164H182ZM205 165V166H204ZM26 168H25V167ZM169 166L170 167H172L171 169L169 168ZM181 166V165H180ZM195 166V167H194ZM17 167V168H16ZM160 167V171H159V175L156 173V172H158V171H156L158 168ZM8 168V169H7ZM11 168H16L15 170L14 169H11ZM19 168H20V170H19ZM144 168V169H143ZM150 170H149V169ZM157 168V169H156ZM21 169H23L22 171H21ZM192 169H193V171H192ZM202 171H200V170ZM209 169V170H208ZM210 169H211V171L214 173H212L211 171H210ZM221 169V168H220ZM11 170V171H10ZM14 170V171H13ZM20 172H19V171ZM124 170H125V168H124ZM144 170V171H143ZM146 170V171H145ZM148 170H149V172H148ZM175 170V171H176ZM186 172V175H188L189 176V178H188V176H186L185 174H183L184 173V171ZM13 171V172H12ZM27 171H28V173H27ZM143 171V172H142ZM151 171V172H150ZM205 171V172H204ZM210 171V172H209ZM215 171V172H214ZM5 172V173H4ZM7 172H8V175H7ZM17 173V175L15 174V173ZM25 172V173H24ZM142 172V173H141ZM148 172V173H147ZM153 172V173H152ZM196 172V173H195ZM208 172V173H207ZM218 174H217V173ZM143 173H145L146 175H147V177L149 176V173L150 174H152V178H149V179H147V177H144L143 178V175H145V174H143ZM156 173V174H155ZM175 173V172H174ZM188 173V174H187ZM216 173V174H215ZM4 174L6 175L5 176V178L7 177L8 178V176H9V180L7 179V181L5 182V180H4ZM14 174V175H13ZM22 174V175H21ZM23 174H24V176H23ZM30 174V175H29ZM194 174V175H193ZM196 174H198V175H196ZM142 175V176H141ZM145 175V176H146ZM154 175H156V176H158V177H154ZM174 175V176H173ZM177 176L178 175H180L179 174V172H178V174H176ZM184 175V176H183ZM202 177H201V176ZM209 175V176H208ZM19 176V177H18ZM21 176V177H20ZM197 176V177H196ZM204 176V177H203ZM208 176V177H207ZM27 177V178H26ZM151 177V176H150ZM192 177H193V179H192ZM212 177V178H211ZM11 178H13V181L15 180V181H17L16 182V184H14L13 183V181H12V179ZM23 179V180H25V181H22L21 179ZM26 178V179H25ZM138 178V179H139ZM142 178V179H141ZM156 178V179H155ZM181 178L183 179V181H182V184L183 185H185L186 183V185H191V187L190 186H188V188L186 187V185H185V187L186 188H182V184L180 185V182H181ZM185 178V179H184ZM195 178V179H194ZM201 178V179H200ZM202 178H205L204 180L202 179ZM11 179V180H10ZM150 179H151V181H150ZM155 179V180H154ZM158 179H160V180H158ZM174 179H175V181H174ZM200 179V180H199ZM207 179H211V181L210 180H207ZM4 180V181H3ZM177 180V181H178ZM207 182H206V181ZM14 181V182H15ZM164 182H165V180H163ZM171 181V182H170ZM174 181V182H173ZM203 181V185H202V182ZM210 181V182H209ZM3 182V183H2ZM149 182V183H148ZM176 182V187H178L177 186V184H179L180 186H181V188H176L175 187V185L174 184H172V183H175ZM183 182H185V183H183ZM192 182H194L193 184H195V188L194 187H192ZM198 182V183H197ZM205 182V183H204ZM26 183H27V181H26ZM163 183V182H162ZM207 183V184H206ZM8 184V183H7ZM11 184H13V185H11ZM116 185H117V183H115ZM196 184H198V185H200L201 187L199 188V186L197 185L196 186ZM27 186H28V183L26 184ZM26 185H25V187H26ZM115 185V186H116ZM174 185V186H173ZM205 186V188H203V187ZM21 187V188H22ZM24 187V188H25ZM29 187V186H28ZM28 187H26V188H28ZM196 187H198L197 189H196ZM13 188V187H12ZM11 188V189H12ZM15 188V187H14ZM14 188L12 189V191L14 190ZM167 188V189H166ZM172 188V189H171ZM10 189V190H11ZM180 191H179V190ZM183 189H185V191H186V193H185V191L183 190ZM193 189H195L194 191H193ZM204 189L205 191H206V193L204 192V194L201 192L202 190ZM209 189V188H208ZM218 188H215V193L218 191L217 190ZM10 190H8V193H10L9 195H11L12 193V191H10ZM173 190V191H172ZM181 190H183L182 191V193H181ZM203 190V191H204ZM217 190V191H216ZM179 191V192H178ZM191 191V192H190ZM193 191V192H192ZM200 191V192H199ZM177 192V193H176ZM195 192V193H194ZM196 192H197V195H196ZM219 192V191H218ZM171 193V194H170ZM181 193V194H180ZM199 193V194H198ZM208 193H210V191L208 192ZM212 193V192H211ZM219 193H221V192H219ZM219 193H216V195L215 196H219ZM177 194L180 196V197H182V198H180L179 196H177ZM193 195V196H192ZM201 195V196H200ZM208 196L207 197V199H205L206 197L205 196ZM174 199H172L171 197ZM176 196H177V198H176ZM196 196V197H195ZM205 197V198H202V197ZM0 197H2L1 199H0V205H1V201H2V199H3V197L4 196H2V194L0 195ZM159 197H163V196H159ZM183 197H184V199H183ZM191 197V198H190ZM199 197H201V199H204V201L205 202H207L206 204H204V203H202L201 202V199L199 198ZM157 198H158V196H157ZM164 198V197H163ZM176 198V199H175ZM193 198V199H192ZM159 199H161V198H159ZM165 199V198H164ZM181 199V200H180ZM207 200V201H206ZM182 203H181V202ZM188 201H190L189 202V205H188ZM218 201V200H217ZM238 201H240V202H238ZM122 201L120 200V203H121ZM177 202H176V205H177ZM187 204H186V203ZM192 202V203H191ZM202 203V204H204V205H202L201 207H203V208H201L200 207V203ZM233 202V201H232ZM234 202H235V200H234ZM236 202H238V203H232V205L230 204L229 205V208L232 210V209H234L235 210V212H234V210H232L233 211V213H234V215L236 214V215H238V213H239V211H240V213L241 214H245L246 212H243V209L242 208H244V211H246L245 209H247V208H245V205L246 204H249L248 202L245 204L242 200H237ZM246 202V201H245ZM240 203H243V205L242 204H240ZM180 204V205H179ZM182 204V205H181ZM240 204V205H239ZM245 204V205H244ZM195 205V206H194ZM241 205L243 206L242 208H241ZM124 206H125V204H124ZM123 206V207H124ZM182 206H183V208H182ZM188 208V206H189V209H192L191 211H188L189 209H187L186 210V208ZM234 206H236V207H234ZM246 206H248V205H246ZM191 207V208H190ZM193 207H195V208H193ZM197 207V208H196ZM249 207V206H248ZM125 208V207H124ZM123 208V209H124ZM237 208H240V210L238 211L237 210ZM201 209V210H200ZM195 210V211H194ZM237 210V211H236ZM184 211V212H185ZM199 211L201 212V214L199 213ZM243 213H242V212ZM248 211V210H247ZM202 215V216H201ZM205 215V214H204ZM233 215V216H234ZM240 215V214H239ZM200 217V220H198V218ZM197 218V219H196ZM202 218V219H201ZM1 220V219H0ZM198 221V222H197ZM207 227V228H208ZM187 231V230H186ZM186 234H189V231H188V233L187 232H185ZM190 235V234H189ZM186 238L188 237V236H185ZM189 237H191V236H189ZM190 238H187V240H189ZM183 241H185V240H183ZM182 241V242H183ZM28 242H31V241H28ZM28 244V243H27ZM26 243L24 244L23 243V246L22 247H27L28 245H27ZM4 247V250H1V249H3L1 246V248H0V250L1 251H6V249H7V252H8V255H9V257H8V259H9V261L7 260V258H5V260H7V262H3V264H9V262H11L10 264H12V263H14V264H16L17 262L19 263V264H26V263H29L30 264V262L29 261H31V260H34V259H29L28 261H26L27 259L26 258H24L25 256H22V253H20V256L21 257H23L24 259H26L25 260V263H24V259H20L19 257V255H17V253H19L20 252V250L21 251H27V249L29 248V247H27L26 248V250H25V248L23 249H21L20 247L21 246H19V248L18 249H20V250H17L18 252H16V251H14V249H16V248H13V252H16V257L15 256H13V254H12V256L9 254V253H11V252H9L8 251V249L9 248H5V245H3ZM190 248H188L187 247V251L185 250V253H186V255H187V257L191 260L192 259V261H194L193 259L195 258L193 255H196V253H192L191 255H190V249H193V246L191 245H188ZM198 247V246H197ZM200 247V248H199ZM197 249H195V251L196 252H198L197 254H202V252H203V250L202 251H200L201 250V247L202 246H199ZM31 249V248H30ZM29 249V250H30ZM203 249V248H202ZM10 250V249H9ZM0 251V253L2 254L3 252H1ZM7 252H5V253H7ZM24 252V253H25ZM29 251H27L26 252V254L28 255L29 253H28ZM190 252V253H189ZM23 253V254H24ZM188 253V254H187ZM26 254H24V255H26ZM30 254H32V251L30 250ZM26 255V256H27ZM33 255V254H32ZM17 256H18V258H17ZM31 256V255H30ZM7 257V256H6ZM32 257V256H31ZM194 257V258H193ZM240 257V256H239ZM27 258H29V256L27 257ZM33 258V257H32ZM2 259H3V257H2ZM16 259V260H15ZM19 260H21L22 261V263H21V261H19ZM208 259H204L203 261H204V263L205 264H208V263H210L209 262V260L207 261ZM3 261V260H2ZM16 262V263H15ZM34 262V261H33ZM32 261H31V263H33ZM33 264H35V263H33Z\"/></svg>", "mask_w": 264, "mask_h": 264}]
</instances>
